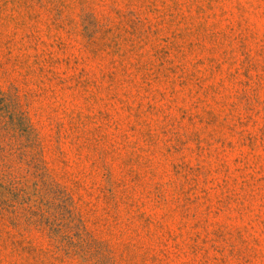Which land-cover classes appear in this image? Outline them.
<instances>
[{"label": "rangeland", "instance_id": "1", "mask_svg": "<svg viewBox=\"0 0 264 264\" xmlns=\"http://www.w3.org/2000/svg\"><path fill=\"white\" fill-rule=\"evenodd\" d=\"M0 264H264V0H0Z\"/></svg>", "mask_w": 264, "mask_h": 264}]
</instances>
